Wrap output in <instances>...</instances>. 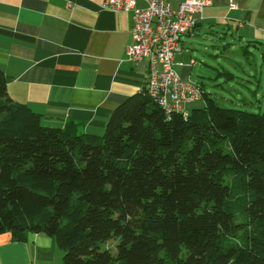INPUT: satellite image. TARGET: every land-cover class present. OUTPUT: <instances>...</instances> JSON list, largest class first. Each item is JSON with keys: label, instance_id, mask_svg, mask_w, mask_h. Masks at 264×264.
Returning <instances> with one entry per match:
<instances>
[{"label": "trees", "instance_id": "obj_1", "mask_svg": "<svg viewBox=\"0 0 264 264\" xmlns=\"http://www.w3.org/2000/svg\"><path fill=\"white\" fill-rule=\"evenodd\" d=\"M9 81L0 68V234L53 237L64 264H264V113L201 87L204 108L167 120L145 87L102 136L71 135Z\"/></svg>", "mask_w": 264, "mask_h": 264}, {"label": "crops", "instance_id": "obj_2", "mask_svg": "<svg viewBox=\"0 0 264 264\" xmlns=\"http://www.w3.org/2000/svg\"><path fill=\"white\" fill-rule=\"evenodd\" d=\"M104 1L0 0V68L10 78L8 93L47 127L102 136L114 110L147 88L148 61L133 63L127 55L133 12L110 11ZM184 1L168 0L175 10ZM211 1L175 58L186 82L199 65L196 55H219L216 45V54L198 49V41L215 42L217 29L236 27L242 38L264 45V0ZM0 264H64V251L48 235L16 242L7 232L0 234Z\"/></svg>", "mask_w": 264, "mask_h": 264}, {"label": "built area", "instance_id": "obj_3", "mask_svg": "<svg viewBox=\"0 0 264 264\" xmlns=\"http://www.w3.org/2000/svg\"><path fill=\"white\" fill-rule=\"evenodd\" d=\"M144 4L140 7L138 3ZM211 0H185L175 10L168 0H105L103 8L113 12H133L134 43L127 48L131 62L147 60L150 98L164 111L167 120L174 114L188 117L187 104L203 99V90L184 81L176 71L175 58L183 50V37L203 19Z\"/></svg>", "mask_w": 264, "mask_h": 264}, {"label": "rangeland", "instance_id": "obj_4", "mask_svg": "<svg viewBox=\"0 0 264 264\" xmlns=\"http://www.w3.org/2000/svg\"><path fill=\"white\" fill-rule=\"evenodd\" d=\"M215 42L198 41L199 50L209 54H219L216 59L196 55L198 66L194 69L190 82L203 87L208 97L222 107L254 114L264 113V45L243 37L236 27L217 29ZM225 34V35H223ZM220 38H222L220 40ZM219 40L222 42H219ZM229 48L225 49V45ZM213 45L219 47L217 51ZM206 100L187 104L186 109L204 108ZM103 135V133H102ZM230 181V178H227ZM231 182V181H230ZM232 205L238 211L245 202V194L233 184ZM115 240L103 244L102 250L115 253Z\"/></svg>", "mask_w": 264, "mask_h": 264}]
</instances>
